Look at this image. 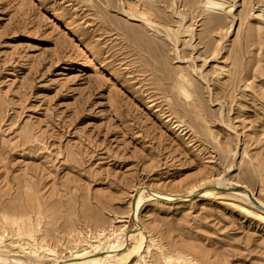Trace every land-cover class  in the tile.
Here are the masks:
<instances>
[{
	"label": "rangeland",
	"instance_id": "rangeland-1",
	"mask_svg": "<svg viewBox=\"0 0 264 264\" xmlns=\"http://www.w3.org/2000/svg\"><path fill=\"white\" fill-rule=\"evenodd\" d=\"M116 240L264 264V0H0V264Z\"/></svg>",
	"mask_w": 264,
	"mask_h": 264
},
{
	"label": "bare ground",
	"instance_id": "bare-ground-1",
	"mask_svg": "<svg viewBox=\"0 0 264 264\" xmlns=\"http://www.w3.org/2000/svg\"><path fill=\"white\" fill-rule=\"evenodd\" d=\"M207 8H210V9H220V8H222V4L219 3V2H217V1H208ZM179 88H180L181 91H186V89L183 87V85H180ZM251 106H252V108L254 107L253 105H251ZM254 113H255V111H254ZM239 193H241V192H239ZM241 194L247 196V194L245 192L244 193L242 192ZM139 203H140V198H138V201H137L136 204L139 205ZM137 231H141V230H137ZM135 232H136V230H132L131 233L128 235L127 238H131V236H134ZM140 235H141V237H140L141 240L138 241L137 245H134L131 249H129L130 251H128V253L129 252H131V254L132 253H137L141 249V247H142V240L144 238H143V235H142L141 232H140ZM117 240H118V238H117ZM121 247H123V241H122V243H121V241H119V242L117 241V243L111 244L110 247H109V249H107L105 252H103V253H96L95 256H93V257L85 258V253H78V254L74 255L73 257H71V258H69L67 260L60 261L58 264H115L113 261H118V260L119 261L120 260L122 261L123 259H125L124 258L125 256L124 257L117 256L118 255L117 252L120 249L122 250ZM126 260L127 259H125L124 261H126ZM124 261L122 263H124Z\"/></svg>",
	"mask_w": 264,
	"mask_h": 264
},
{
	"label": "water",
	"instance_id": "water-1",
	"mask_svg": "<svg viewBox=\"0 0 264 264\" xmlns=\"http://www.w3.org/2000/svg\"><path fill=\"white\" fill-rule=\"evenodd\" d=\"M254 203L257 204V202L254 200Z\"/></svg>",
	"mask_w": 264,
	"mask_h": 264
}]
</instances>
